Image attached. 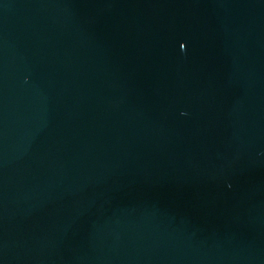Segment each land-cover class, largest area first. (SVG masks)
Returning a JSON list of instances; mask_svg holds the SVG:
<instances>
[{
  "label": "water",
  "instance_id": "water-1",
  "mask_svg": "<svg viewBox=\"0 0 264 264\" xmlns=\"http://www.w3.org/2000/svg\"><path fill=\"white\" fill-rule=\"evenodd\" d=\"M0 264H264V0H0Z\"/></svg>",
  "mask_w": 264,
  "mask_h": 264
}]
</instances>
